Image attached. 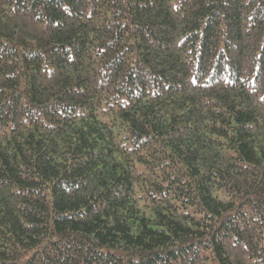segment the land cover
Wrapping results in <instances>:
<instances>
[{
  "label": "trees",
  "instance_id": "trees-1",
  "mask_svg": "<svg viewBox=\"0 0 264 264\" xmlns=\"http://www.w3.org/2000/svg\"><path fill=\"white\" fill-rule=\"evenodd\" d=\"M0 264H264V0H0Z\"/></svg>",
  "mask_w": 264,
  "mask_h": 264
}]
</instances>
